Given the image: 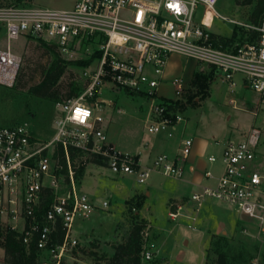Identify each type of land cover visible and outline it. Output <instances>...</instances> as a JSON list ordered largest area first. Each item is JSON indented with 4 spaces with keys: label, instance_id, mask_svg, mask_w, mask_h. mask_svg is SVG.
Listing matches in <instances>:
<instances>
[{
    "label": "built area",
    "instance_id": "obj_1",
    "mask_svg": "<svg viewBox=\"0 0 264 264\" xmlns=\"http://www.w3.org/2000/svg\"><path fill=\"white\" fill-rule=\"evenodd\" d=\"M219 2L75 0L70 9L39 8L26 2L6 7L0 3V29H5L0 30V42L6 39V46L0 45L1 86L11 88L16 84L22 64V56L9 45L11 40H44L63 54L93 46L91 55L98 53L92 64L82 67L85 85L81 93L55 103L50 138L35 136L28 124H0V226L19 234L27 246L34 241L42 253L50 252L52 258L38 264H61L63 257L79 245L72 235L76 221L109 207L107 201L95 205L79 190L75 176L81 166H104L115 176H134L140 185L153 172L169 178L183 177L193 140L181 143L177 158L161 155L152 167H143L137 155L118 149L107 134L103 106L113 102L101 97L105 89L117 88L144 97L154 116L150 115L149 132L165 130L183 120L179 110L175 122L167 115H173L169 111L171 102L179 103L184 98V79L171 80L175 92L172 99H161L159 92L169 59L177 54L207 64L232 86L241 75L244 84L259 96V106H264V19L260 25L228 19L217 11ZM200 9L256 35L244 43L234 41L226 49L214 48L209 42L213 31ZM230 103L235 104L234 100ZM84 111L89 115L81 119L78 113ZM263 141L260 127H252L241 140H228L217 184L202 187L191 200L201 204L213 198L228 203L264 232V156L258 150ZM61 148L65 163L58 153ZM69 149L77 154L74 160ZM95 159L101 163H93ZM208 160L215 162L216 157ZM65 167L68 174L63 171ZM205 176L212 177V173L206 171ZM182 209V203H170L169 217L176 220ZM59 228L65 231L61 244L54 242ZM148 235L145 231L143 238ZM142 256L144 261L155 257L147 248Z\"/></svg>",
    "mask_w": 264,
    "mask_h": 264
},
{
    "label": "rangeland",
    "instance_id": "obj_2",
    "mask_svg": "<svg viewBox=\"0 0 264 264\" xmlns=\"http://www.w3.org/2000/svg\"><path fill=\"white\" fill-rule=\"evenodd\" d=\"M74 2L75 0H32L30 4L36 7L70 9ZM0 3L7 7L13 3V0H0ZM253 7V5H244L240 0H220L216 9L228 19L248 23ZM199 13L207 19L215 34L231 38L236 28H242L216 18L206 10L200 9ZM0 30L2 32L5 29L1 27ZM245 37L240 29L235 41L245 40ZM0 45L5 47L6 39L2 40ZM9 45L14 52L22 56V64L13 87L0 85V124H3L2 121H7L10 125L28 124L35 136L48 139L53 134L55 104L47 99L32 96L28 91L43 80L44 71L51 64L53 55L35 38L11 40ZM56 50L59 52L58 49ZM93 51L94 48L91 46L88 49L76 50L74 54L60 52V55L65 60L74 61L90 58ZM196 72L210 76L205 91L191 83ZM177 77L183 78L187 85L184 98L179 102L181 111L178 113V116L184 118L187 127L183 129L185 123L181 122L179 132L184 139L201 136L209 141V150L203 158L207 162L211 155L217 158V162L210 164L207 170L218 174L223 167L221 163L223 149L229 139L240 140L252 127H260L264 131V106H259V96L255 91L241 84V75L236 76L235 80L238 84L234 87L231 83L223 82L216 71L207 64L177 54L170 57L165 69L166 80L163 81L165 83L160 89L165 96L161 99L174 97L171 80ZM72 83L84 87L82 67L74 65L66 67L64 75L56 86L62 99L68 96ZM101 97L113 102L111 106H103V115L107 134L118 149L126 153L141 151L142 156L153 151L156 154L160 151L163 153L160 136L166 135L171 129L166 128L158 133L149 132V123H146L145 119L147 115L154 116L149 112V105L144 97L132 96L117 88L105 89ZM231 99L235 104L230 103ZM51 114L53 116L49 120ZM258 150L264 156V141ZM153 173L149 181L140 185L134 176L126 178L115 176L104 166L93 164L86 166L83 177L78 181L79 190L88 194L95 205L102 206V203L107 201L109 207L107 210L96 209L88 218L76 221L72 235L77 238L79 245L73 252L63 257L61 264H105L114 254L115 247L125 241L133 225L141 219L147 222L145 231L150 232V235L153 234L154 240L158 236L155 228L160 227L161 220H165L169 225L176 224L168 220L163 194H177L181 186L180 182L161 173ZM145 193H149L150 197L148 198ZM187 194V204L193 206L199 214L200 228L197 232L187 227H184L181 233L165 231L163 239L167 242V248H172V251L173 245L179 243L178 249H181V243L177 242L179 236L194 238L200 236L208 227L212 230L230 229L237 220L231 231L215 235L224 236L229 240L230 254L238 257L234 264H263L264 232L257 223L239 214L230 204L213 198H207L197 210L199 204L191 200L192 191H187ZM240 216L242 219L239 220ZM150 238L144 239L145 248L149 250ZM191 250L183 246L181 256H187V252ZM41 258L49 260L52 257L50 252H44ZM156 259L154 257V260ZM157 260L158 264H163L161 259ZM0 264H6L1 244Z\"/></svg>",
    "mask_w": 264,
    "mask_h": 264
},
{
    "label": "trees",
    "instance_id": "obj_3",
    "mask_svg": "<svg viewBox=\"0 0 264 264\" xmlns=\"http://www.w3.org/2000/svg\"><path fill=\"white\" fill-rule=\"evenodd\" d=\"M32 0H13L11 5H24L30 3ZM244 5H253V10L249 16V22L254 25H260L264 19V0H243ZM242 31L245 40H241L240 43H244L246 40H251L256 33L253 31H246L243 28H236L231 38L224 37L215 33L211 34L210 44L214 48L226 49L232 42L235 41L238 31ZM49 52L53 55V60L48 68L44 71L43 80L29 89L28 94L32 96L47 99L52 103H56L60 100H64L60 97L59 91L56 86L60 78L64 75L66 67L68 65H74L78 67H86L92 64L94 59L98 56V53H94L88 59L68 61L61 57L60 52L56 49V45L39 40ZM214 70V69H213ZM210 76L203 73L196 72L193 74L191 80L192 85H197L202 91L208 86ZM82 87L72 83L68 96L65 99L76 98L82 91ZM181 111V106L178 102H171L169 111L173 112V115H167L173 122L176 121L177 111ZM52 114L49 116V120L52 119ZM3 125H10L7 121H2ZM59 155L61 156L62 163H65L63 149H59ZM72 160L75 159L76 153L69 149ZM93 163H101L100 160H93ZM85 166H81L76 173V179L79 181L85 173ZM64 173L68 174L67 167L63 169ZM46 194L51 196V191L47 190ZM45 205V204H44ZM136 219H138L136 217ZM147 222L143 219L136 222L129 231L125 241L115 247L114 254L108 258L105 264H158V260L144 261L142 253L145 249V240L143 233L145 232ZM65 231L61 228L55 233L54 242L61 244L64 240ZM0 244L4 249L6 264H38L42 261V252L37 248L33 241L27 246L21 236L14 231L2 229L0 226ZM229 240L224 236L213 235L207 249L206 264H234L238 257L235 254H230ZM241 255V254H240ZM214 259H211V258ZM262 263L264 264V252L262 253Z\"/></svg>",
    "mask_w": 264,
    "mask_h": 264
},
{
    "label": "crops",
    "instance_id": "obj_4",
    "mask_svg": "<svg viewBox=\"0 0 264 264\" xmlns=\"http://www.w3.org/2000/svg\"><path fill=\"white\" fill-rule=\"evenodd\" d=\"M30 5L34 6L32 5V3ZM39 8H44V7H39ZM237 84H238V81L235 80V84L233 86L235 87L237 86ZM241 84L246 86L243 82V78L241 80ZM159 92H160V96L164 98L165 95L161 93V90H159ZM168 98H171V97H168ZM150 120H151L150 115H147V119H145V122L150 123ZM181 122L185 123L184 118L183 120L179 121L173 126L168 127L171 129L170 132H168L166 135L160 136V141H161L160 145L162 146L163 153L162 151H160L159 153L156 154L153 151V152H149L146 155L142 156V152L140 151L138 153H130V154L137 155L143 167H152L156 158L161 155H168L170 158H177L181 143L186 139L193 140L191 154L184 164L183 177L179 179L174 178V180L180 182L179 185L181 186H179L180 188L179 191H177V194L175 195H168L167 193L163 194L164 200H165L164 203L168 211L167 212L168 217H169L168 202L170 200H174L178 202H182V201L185 202V203H182L183 209L180 212L181 215L176 220H172L169 217L168 220L176 224L169 225L165 220H161L160 227L155 228L156 231H158V234H157L158 236L156 235L157 237L155 240L153 238V234L150 235V232H148L149 233L148 237H151L149 241V247H150V250L154 253V256L157 259H161L163 261V264H206L207 249L209 247L210 237H211L210 235L228 233L235 227L237 220L234 221L233 226L230 229L220 228V229L212 230L208 227L207 229H204V231L201 233L200 236H197L194 238L186 236V235H182L181 237L179 236L177 239V242L181 243L182 245L180 247L181 249H178L179 243L177 245L175 244V246L173 245L172 251H171L172 248L166 247L167 242H165V239H163V233L165 231L168 230L170 233L179 231V233H181V230L184 227L185 228L187 227V229L197 232L200 228L199 224L201 223V221L199 218V214L196 212V210H194L193 206H190L187 204L188 202L187 191H192V194H193L194 192L200 190L204 186L214 187L217 184V180L222 173V169L218 174L213 173L210 170H207L210 164L217 162V158L215 162H210L209 160H208L209 162H207L203 158L209 150V147H210L209 141L201 136L186 137L184 139V137H182V133L180 134L179 132V125ZM186 127H187V124L185 123L183 129H185ZM242 138L243 137H241L240 140ZM206 171H210L212 173V177L205 176ZM126 177H131V176H125V178ZM145 195L148 198L150 197L149 193H145ZM202 204L203 202L198 205L197 210H199V207L202 206ZM179 219L180 221H178ZM240 219H242V216H240L239 220ZM183 246L187 250L192 249L191 251L187 252V256L185 257L181 256L182 255L181 251H182Z\"/></svg>",
    "mask_w": 264,
    "mask_h": 264
},
{
    "label": "clouds",
    "instance_id": "obj_5",
    "mask_svg": "<svg viewBox=\"0 0 264 264\" xmlns=\"http://www.w3.org/2000/svg\"><path fill=\"white\" fill-rule=\"evenodd\" d=\"M79 117L82 119L83 117H87L89 115V113L87 111L78 113Z\"/></svg>",
    "mask_w": 264,
    "mask_h": 264
}]
</instances>
